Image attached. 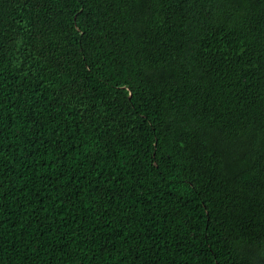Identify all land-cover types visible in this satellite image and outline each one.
<instances>
[{
  "label": "trees",
  "instance_id": "obj_1",
  "mask_svg": "<svg viewBox=\"0 0 264 264\" xmlns=\"http://www.w3.org/2000/svg\"><path fill=\"white\" fill-rule=\"evenodd\" d=\"M0 264H264V0H0Z\"/></svg>",
  "mask_w": 264,
  "mask_h": 264
}]
</instances>
